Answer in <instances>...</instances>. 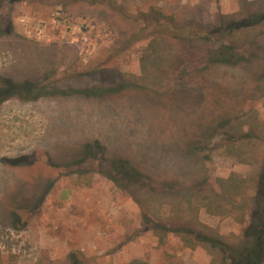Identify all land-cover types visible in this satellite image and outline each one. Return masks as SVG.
<instances>
[{"label":"rangeland","instance_id":"rangeland-1","mask_svg":"<svg viewBox=\"0 0 264 264\" xmlns=\"http://www.w3.org/2000/svg\"><path fill=\"white\" fill-rule=\"evenodd\" d=\"M252 15L264 0H0V76L52 93L1 106L0 264H239L264 170V21L232 28ZM220 40L242 61L210 64ZM118 160L147 186L113 182Z\"/></svg>","mask_w":264,"mask_h":264},{"label":"trees","instance_id":"trees-1","mask_svg":"<svg viewBox=\"0 0 264 264\" xmlns=\"http://www.w3.org/2000/svg\"><path fill=\"white\" fill-rule=\"evenodd\" d=\"M156 15L164 18V15L161 12L156 13ZM171 19V18H170ZM173 21V19H171ZM264 21L263 17H255V15L248 16L241 20L240 23L234 25L232 28L239 29L241 28L255 26L256 24H260ZM4 26V25H3ZM3 26L0 24V32L3 29ZM164 27V26H163ZM5 32V31H4ZM219 32V31H217ZM216 33V32H215ZM7 34V33H4ZM181 34V35H180ZM164 36L169 35H178V36H187L189 38H195V40H206L212 41L211 37L207 34L194 32L187 33L183 28L173 29L169 26L164 27L163 31ZM145 33L143 32L139 36H135L133 41L138 43L142 40H145ZM215 46L211 49L210 59L208 62L212 65H233L235 63H239L242 61V58L236 53L234 48L223 43L221 40L213 43ZM48 85H45L43 81H31V80H23V81H15L11 78L1 77L0 76V110L3 103L6 101L17 98L19 100H36L43 96H48L52 93L47 91ZM119 89H114L117 92ZM111 90L106 89H96L89 88L85 90H74L72 93L81 94L85 97L89 96H102L105 94L112 93ZM63 94L67 95L69 93L63 92ZM95 148V149H93ZM102 148L97 143L95 145H87L83 148V158H89L94 156L97 153H100ZM112 171L115 175H112L113 182L117 184H125V185H140L141 187H146L147 183L143 182L144 175L136 168H134L129 161L126 160H118L111 163ZM260 179H258V192L256 195V210L254 212V216L250 222L249 228L246 230L244 237L248 240L247 250L238 252L236 255L237 261L239 264H261L264 261V170L261 173ZM12 223L13 226L19 224L21 222V217L14 213L12 214ZM201 239V238H200ZM200 244H206L203 239L199 240ZM217 245L213 244L216 248H219L220 251L228 252L230 247L220 241L216 242Z\"/></svg>","mask_w":264,"mask_h":264},{"label":"built area","instance_id":"built-area-1","mask_svg":"<svg viewBox=\"0 0 264 264\" xmlns=\"http://www.w3.org/2000/svg\"><path fill=\"white\" fill-rule=\"evenodd\" d=\"M22 22L25 23V20H22ZM39 36H43V31L42 30L39 31Z\"/></svg>","mask_w":264,"mask_h":264}]
</instances>
